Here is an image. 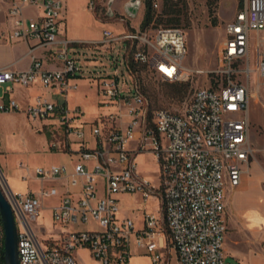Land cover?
<instances>
[{
    "label": "built area",
    "instance_id": "obj_1",
    "mask_svg": "<svg viewBox=\"0 0 264 264\" xmlns=\"http://www.w3.org/2000/svg\"><path fill=\"white\" fill-rule=\"evenodd\" d=\"M229 1L235 8L223 25L217 54L221 67L213 71L216 76L208 86L194 90L181 113L158 108L148 117V103L129 68L131 62H138L171 82L201 73L183 69L186 36L185 30L176 26H162L152 34L139 29L114 35L105 29L99 41L77 42L106 49L111 42L123 41L126 45L120 62L131 75L130 84L117 73L99 76L101 107L107 111L88 123L91 141L77 125L83 116L80 107L69 109L65 102L37 96L24 108L33 123L54 122L64 136L65 152L76 164L71 171L64 165L32 168L34 178L42 184L66 180L62 192L55 184L42 185L36 193H14L7 185L1 188L15 217L19 264H80L79 249L87 250L98 264H129L132 243L145 250L152 264H168L169 248L174 250L176 264H224L226 189L240 184L242 165L248 164L255 152L249 140L251 74L257 76V89L264 85V0ZM96 5L90 0L88 9L94 11ZM152 6L158 10L160 3L153 0ZM24 7H40L41 14L26 21ZM63 10L61 0L10 1L5 14L12 19V27L5 31L0 26V40L6 35L33 44L28 47V69L0 68V87L5 88L0 95V113L20 110L9 97V84L28 87L39 83L45 89L57 88L65 98L76 88L70 79L78 77L82 67L68 54L71 41L57 40ZM252 41L256 46L253 69L249 59ZM37 48L46 49L48 59L60 66L44 68L34 55ZM118 59L111 58L114 67ZM132 141L136 149L131 148ZM142 152L155 156L161 171L158 186L137 172L135 158ZM57 194L60 199L52 208V219L62 229L55 238L40 240L33 225L42 200ZM119 194H139L142 202L158 199L160 214L144 210L142 225L136 227L133 217L120 216ZM89 219L96 222L97 230L66 229L84 225ZM41 229L37 226L38 232Z\"/></svg>",
    "mask_w": 264,
    "mask_h": 264
},
{
    "label": "rangeland",
    "instance_id": "obj_2",
    "mask_svg": "<svg viewBox=\"0 0 264 264\" xmlns=\"http://www.w3.org/2000/svg\"><path fill=\"white\" fill-rule=\"evenodd\" d=\"M90 0H78L76 3V8L82 11L83 6L88 9V3ZM128 0H113L111 9L116 12H123L124 4ZM160 3V8L154 10V18L152 22L145 28L140 29L139 25L142 20L144 13V0H141L140 8L137 11L135 17H130L126 13L119 14L112 12V16H108L106 13L105 6L101 11V19H109L103 22L98 20V23L91 22V18L86 16L85 12H81V21L76 27L80 34L88 40H98L99 32L103 29L110 30L114 35H117L120 29L124 27V24H130L136 30H147L151 34L162 26H169L165 23V20L158 21L157 15L161 11V4L163 0H154ZM233 1L223 0L222 2L214 3L212 6V14L209 15L207 4L204 0H186V7L183 9V13L180 16V20L177 26L185 30L186 36V49L187 55L182 63L183 69L185 70H202L201 73H190L187 78H182L177 81H167L162 79L153 70L147 68L144 65H138L137 71L134 72L135 81L143 93L147 103V115L150 117L154 110L158 108H165L174 112L181 113L185 107L190 102L191 96L194 90L198 87H206L209 85V80L216 76L213 71L221 67L218 62V48L223 35V25L226 21L230 20L234 12ZM89 10V9H88ZM90 11V10H89ZM92 12V11H91ZM88 17V18H86ZM94 17V16H93ZM88 19V20H86ZM94 19V18H93ZM96 19V18H95ZM93 23V24H92ZM80 24V25H79ZM83 24H91L92 28L89 31L82 32ZM72 24H70L71 28ZM75 26V25H74ZM75 31V29L71 28ZM123 41L118 42L113 52L111 50H104L103 48L94 49L90 45H70L68 47V54L77 58L79 64L82 67L83 73L79 77L71 79L70 84H75L76 88L72 89L65 98V96L60 93L59 95L49 96L48 99L52 102H63L67 100V105L70 109L75 107H80L83 111V119L86 121L95 118L99 114L105 113L107 108L101 107L103 98L98 90L96 83L97 76L113 75L117 73L118 76H122L129 84L131 80V75L124 64V62H118L117 67L111 62V58H116L117 54L119 58H122L124 54ZM128 50H130V47ZM255 51L256 46L252 41L249 47V59L251 69L255 67ZM53 64V63H52ZM59 64V63H58ZM55 67V64H53ZM56 66H60L56 65ZM57 67V68H58ZM90 78V79H89ZM261 83H264V79H261ZM180 84H186V91L179 92L181 88ZM1 93V89H0ZM35 92L30 93L31 97L34 96ZM35 96H46L44 92H38ZM110 109V108H108ZM248 119H249V140L252 147L255 149L254 157H258L264 148V85L257 89V76L256 74H251L250 84H249V98H248ZM43 122H40V126ZM49 124L48 122H44ZM32 124V123H31ZM51 124V123H50ZM49 124V125H50ZM23 126H26V122L23 120L21 114L18 115L16 119L4 120L0 118V136L7 139L11 136L12 132H15V138H22ZM42 127V126H41ZM52 127L51 129L43 128L42 130L38 126V123L31 125L32 131L35 134L41 133L46 135L47 139V150L41 151L36 147V142L33 138L29 140L25 139V143L15 144L11 147L7 142H4L0 146V188L6 189L5 183V165L3 159L9 158V164L17 165L19 160L22 162L19 165L28 167L29 170L26 171L23 167L21 172H25L31 177L32 168L36 165L41 166H51L58 165L62 163L68 164L70 166V160L68 156L62 153H56L53 151H65L64 150V136L60 130ZM87 128V127H86ZM88 130V129H87ZM19 135H18V134ZM25 134V133H24ZM11 138V137H10ZM11 141V140H10ZM13 143V142H12ZM150 143V140L146 144ZM136 142L132 141L130 146L136 149ZM2 157V158H1ZM135 161L137 163V172L139 175L149 180L154 186L160 184V167L155 162V156L150 152H142L136 155ZM20 167H17L19 169ZM3 178V179H2ZM19 181H7L12 192L21 190L25 187H30V189H39L44 183H38L36 180L21 179L18 176ZM98 196H102V190L98 192ZM119 199V206L122 209L123 214H128L133 218H140L144 210L154 212L155 214H160L157 211L159 207V201L154 199H149L146 202H142L139 194H119L117 195ZM51 201H44L41 209L40 215L37 218L36 225H33L37 237L41 239L53 237L55 238L61 231L62 227L59 224L53 222L52 215L49 213V204ZM37 226H41V233L37 231ZM67 230H97L98 226L96 222L89 219L84 225H68ZM232 231L230 234H233ZM1 236V227H0ZM175 253L172 248H169V264H175Z\"/></svg>",
    "mask_w": 264,
    "mask_h": 264
},
{
    "label": "crops",
    "instance_id": "obj_3",
    "mask_svg": "<svg viewBox=\"0 0 264 264\" xmlns=\"http://www.w3.org/2000/svg\"><path fill=\"white\" fill-rule=\"evenodd\" d=\"M10 1L11 0H0V6L2 7V12H0V26L5 31L10 30L12 27V19L6 17L5 14L6 8L10 5ZM61 1L64 4V10L60 16L58 23V32H57L58 41L68 40L71 41L73 46H75L79 41L85 42V41L101 40L102 31L105 29L99 32L98 38H95L98 40H88L86 38L84 39L82 38L84 36L80 34L78 30L76 31L77 29L76 27H78V23L82 22L81 12H85L86 16L91 18L89 19L91 20L90 23L96 22V24L101 25V23H98V21L103 22L109 19H99L95 17L94 13L86 9L85 6H83L82 11H80L79 8H76L75 6L78 0H61ZM83 1L85 2L86 0ZM95 1L96 4L101 6V8L105 6L106 13L108 12L109 1H111V5L113 2V0H95ZM111 11L113 13L116 12L115 10L112 9ZM124 13H125V9H123V12H120L119 14H124ZM40 14H41L40 7H24L23 9V18L26 21L35 20L40 16ZM70 24H72L71 28L75 29V31L70 28ZM91 28H92L91 24L90 25L83 24L82 29L84 30L82 32L89 31L91 30ZM134 29L135 28L132 27L130 24H124L123 29L121 28L117 35L122 34L126 31H134ZM118 42L120 41L111 42L106 49L105 48L103 49L111 50L112 53L115 45ZM31 44H33L32 41L27 42L21 39H12V38H8L5 35L0 40V68L8 66L14 70H20V71H24L28 69L30 65V54H28V47ZM34 55L41 60L42 66L46 69L57 68L58 66L56 65L60 64V62L58 61L49 60L48 51L44 48H37L34 51ZM119 55L120 54H117L116 57L117 59L119 58ZM118 61L120 62V58L118 59ZM52 63L55 64V67L53 66ZM90 78H96V83H97L99 76L97 77L94 76ZM9 85L12 88L11 93H9V97L16 100V102L19 104L20 110L15 112L0 113V118L4 120H9V119L13 120L16 119L19 114H21L23 116V120L26 122V126L25 127L23 126L22 138L19 137V139H16L15 132L11 133L10 136L11 138L9 137L8 140L0 136V146H2V144L7 141H9L7 142V144H9L11 147L14 144L16 146V144L21 143V141L25 143V139L29 140V138H31L32 136L33 137L36 136L35 138L32 137L36 142V146H37L36 148L38 150L40 149L41 151H50L47 150L46 148L47 146L46 135L41 133L35 134L34 131H32L31 125L34 123L27 118L23 110L29 103H32L36 99L37 96H35V94L40 91L44 92L46 95L45 97L47 98L52 95H59L61 92L55 87H50L45 89L39 83H34L28 87H21L15 84H9ZM0 89H1V93H0L1 95L4 92L5 88L0 87ZM33 92H35V94L30 99L31 97L30 93ZM63 102H65V104L67 105L66 99ZM63 102H55V103H63ZM82 117L78 121L77 125L85 131L87 140L91 141L87 129L89 126L88 123L92 121L93 118L89 121H86ZM46 122L51 124L49 125L43 122L41 127L40 123H38V126L40 127L41 130L43 128L51 129L53 126L56 127L54 122L52 121H46ZM261 150L263 152L259 154L258 157H253L248 164L242 165V169L244 172L241 176L240 184L237 187L234 188L227 187L226 189L225 198H224L225 209L223 213V217L226 225V233L222 246L224 264H264V148H262ZM53 152L62 153L68 156L70 160V166H68V164L66 163H62L58 165H64L68 171H71L74 165L76 164V160L74 159V157L65 151H60V152L53 151ZM2 160L6 169L4 174L5 182L9 189L10 187L7 181H13V182L19 181L18 178L19 175L21 176V179L27 180L32 178L33 180H36L33 176V173H31V177H30L25 172H21V169H23L24 167V163L23 165H19V163L22 162L21 159L19 160L17 165L9 164L10 163L9 158L7 159L2 158ZM36 166H41V165H36ZM17 167L20 168L17 169ZM41 167H49V166H41ZM37 182L40 183L39 181ZM65 182L66 180L60 182H46L44 183V185L48 186L51 184H55L57 186L58 191L62 192L65 189V187L63 186ZM39 189L37 190L30 189V187L28 186L15 192L36 193L38 192ZM59 199H60L59 194L51 197H46L42 200V205L44 201L47 200L51 201L48 209H49V213L52 215V208L59 202ZM120 216H129V215L123 214L122 209H120ZM134 219H135L136 227H141L142 225L141 217L140 218L136 217ZM232 231L234 233L230 234ZM130 251H131V257L129 264H152L151 258L145 252V250L142 248H138L136 245H134V243L131 244ZM76 256L80 264H98L90 257L88 251L85 249L77 250ZM175 260H176V256H175Z\"/></svg>",
    "mask_w": 264,
    "mask_h": 264
},
{
    "label": "trees",
    "instance_id": "obj_4",
    "mask_svg": "<svg viewBox=\"0 0 264 264\" xmlns=\"http://www.w3.org/2000/svg\"><path fill=\"white\" fill-rule=\"evenodd\" d=\"M152 1L153 0H144V13L142 20L140 22L139 28L140 29H145L153 20L154 18V9L152 6ZM207 4L209 15L212 14V6L215 3V0H204ZM186 7V0H163L161 4V11L157 15V20H165V23L169 26H177L179 22V18L181 14L183 13V9ZM103 9L101 6L98 4L96 5L94 11H92L95 15V17L101 19V11ZM138 65H144L138 62H131L130 63V71L134 74V72L137 71ZM146 66V65H144ZM135 77V76H134ZM137 83V82H136ZM138 84V83H137ZM180 89L178 90L179 92H185L186 91V84H180ZM0 227H1V236H0V264H5L4 263V252H3V240H4V235H3V228L0 220Z\"/></svg>",
    "mask_w": 264,
    "mask_h": 264
},
{
    "label": "water",
    "instance_id": "obj_5",
    "mask_svg": "<svg viewBox=\"0 0 264 264\" xmlns=\"http://www.w3.org/2000/svg\"><path fill=\"white\" fill-rule=\"evenodd\" d=\"M111 1L108 3V16H112L110 8ZM141 0H128L124 5L125 13L130 17H135L140 8ZM0 220L3 228V252L5 264H19L17 255V228L15 217L3 190L0 188Z\"/></svg>",
    "mask_w": 264,
    "mask_h": 264
},
{
    "label": "bare ground",
    "instance_id": "obj_6",
    "mask_svg": "<svg viewBox=\"0 0 264 264\" xmlns=\"http://www.w3.org/2000/svg\"><path fill=\"white\" fill-rule=\"evenodd\" d=\"M0 177H2L1 174H0ZM2 179H3V178H2Z\"/></svg>",
    "mask_w": 264,
    "mask_h": 264
}]
</instances>
